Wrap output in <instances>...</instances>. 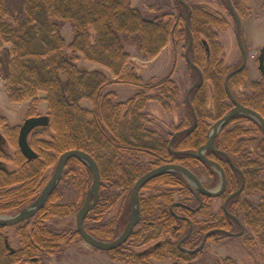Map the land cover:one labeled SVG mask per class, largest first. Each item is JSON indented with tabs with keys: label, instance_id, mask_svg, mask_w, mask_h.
<instances>
[{
	"label": "trees",
	"instance_id": "trees-1",
	"mask_svg": "<svg viewBox=\"0 0 264 264\" xmlns=\"http://www.w3.org/2000/svg\"><path fill=\"white\" fill-rule=\"evenodd\" d=\"M175 1L176 9L180 10L181 7L185 10V16L181 12L180 18L177 17L172 26L170 19L174 16L169 9L158 8L156 10L159 15L149 18L141 9L134 7L131 0H22L18 8L10 4V0H0V68L3 63L1 53L9 46L5 83L8 96L12 102L30 101L31 109L36 108L41 101L47 102L49 117L46 126L34 129L28 137L31 149L37 154L30 158L19 147L21 125H9L6 117L0 114L1 139L14 149L13 154H10L0 146V214H12L31 204L49 181L48 174L52 167H56L60 155L72 149L92 155L99 166L100 198L88 214L85 228L104 241L116 239L119 228L129 218L130 193L136 181L148 169L150 160L161 163L169 159L176 161L199 172H206L209 176L206 185L214 186L218 183L215 172L207 166L205 171L195 157L184 152L195 151L206 141L209 78L213 65L210 63L213 58L211 61L208 58L207 46L216 48L217 61L220 48L211 41L218 39L216 28H221L219 24L224 25L225 20L201 5L190 6L184 0ZM233 1L237 11L240 0ZM228 6L230 9L229 2ZM67 22L73 28V39L69 44L62 32ZM191 36L189 65L200 71L203 82L196 86L189 101H186L187 109L182 114V125L188 131L173 144V149L181 154L172 155L168 151L167 140L159 136L157 131L145 127L146 115L143 109L152 97L162 103L173 99L174 80L167 76L162 80L143 82L127 45L137 44L144 57L154 58L169 43L175 44L181 37L188 39V46ZM81 58L108 68L115 80L109 79L106 73L98 69L80 67L78 61ZM112 83L133 85L139 91L127 103L113 102L111 95L114 93L105 91ZM217 90L216 96L221 98L223 87L219 86ZM84 100L89 101L92 108L82 106ZM31 111L28 117L39 116L31 114ZM47 130L50 132L44 137L43 133ZM230 149L232 152L240 151L239 147L234 148L233 145ZM163 157L166 159L163 160ZM9 164H13L14 169H10ZM243 165L249 169V193L252 189L264 192V179L258 181L261 164L254 161L236 163L241 169ZM227 167L228 188L232 191L239 187L240 176L233 167ZM91 178L89 167L78 158H72L62 180L71 182L76 191L75 196L80 199L82 196L86 198L92 186ZM148 184L181 186L182 203L190 206L196 203L183 177L161 175L147 181L142 188ZM164 196L168 207L171 200L167 195ZM60 199L63 196L57 187L41 210V214L46 215L44 218L64 217L74 210L73 203L62 202ZM240 207L244 210V223L259 234L264 229V204L252 207L244 203ZM116 208V216L106 220ZM145 208L147 206L142 202L144 218ZM179 210L184 216H193L185 209ZM201 212L208 214L206 206ZM212 221L197 222L193 237L184 242L183 247H194L202 234L214 227L209 225ZM181 224L184 235L189 223L184 220ZM236 227L238 225L234 222L230 230L235 231ZM137 230L124 245L111 251L114 259L132 264H149L151 259L158 260L163 256L176 261H191L197 256L198 252H182L169 242L155 248L153 252L137 253L131 245L141 242L145 246L156 238L154 235L149 238L148 230L144 227ZM162 230L170 231L168 227ZM76 233L79 235L78 231ZM22 234L23 243L28 249L23 251L20 260L7 258L3 244L0 246V258L7 256L5 264L19 261L22 264L33 263L31 258L35 253L31 239L44 248L47 254L58 253L61 251L59 244L65 235L45 228L38 229L33 235L28 234L27 230H23ZM262 234L258 239L264 245V231ZM209 238L211 240L214 236L210 235ZM39 264L44 263L39 261Z\"/></svg>",
	"mask_w": 264,
	"mask_h": 264
},
{
	"label": "rangeland",
	"instance_id": "rangeland-1",
	"mask_svg": "<svg viewBox=\"0 0 264 264\" xmlns=\"http://www.w3.org/2000/svg\"><path fill=\"white\" fill-rule=\"evenodd\" d=\"M190 6L201 5L207 11L213 15H219L224 17L225 23H220L221 28H216L220 33V39L224 46V53L226 54V61L228 64H234L237 58L240 56V48L237 41V29L235 19L231 15V10L228 6L227 0H184ZM134 7L143 11L144 15L149 18H153L156 14L159 15L158 8L169 9V12L174 17L170 19L171 25H175V22L180 18V14L185 16V10L176 9L175 0H131ZM232 3L234 1L232 0ZM10 4L18 8L22 4V0H10ZM239 9L242 18V31L241 36L243 42L248 49L251 58L250 72L251 76L261 79V75L258 72L256 56L259 54L260 48L264 44V0H240ZM178 17V18H177ZM184 18L183 16L181 17ZM181 19V20H182ZM223 26H222V25ZM181 25V24H180ZM183 25V24H182ZM179 27V26H178ZM62 32L69 44L73 39V28L69 22H67ZM176 42V41H175ZM188 43L187 38H180L179 41L169 43L158 56L144 57L138 48L137 44L127 45V49L131 53L133 61L136 63L138 73L141 75L143 82H148L152 79L162 80L167 76H171L175 83V94L173 99L166 100L162 103L161 100L150 98L144 106L143 113L146 115L145 127L151 131H158L163 134L171 132L172 129L179 125V121L184 110L187 109V93L193 85L199 83V77L196 70L191 67L185 58L186 46ZM7 46L3 49L1 57L3 60L2 67L0 68V114L5 116L9 125H23L24 121L29 118L30 110L31 114L47 115L48 104L45 101H41L38 106L31 109L30 101L12 102L8 96L6 87V63L9 60ZM78 65L82 68L89 70L98 69L106 73L111 80H115L113 73L102 65H95L85 61L81 58L78 61ZM106 92L114 93L111 95L113 102H128L139 89L133 85L112 83L106 90ZM157 93V92H156ZM154 95V94H152ZM189 96V95H188ZM211 106L213 100L210 98L207 101ZM82 106L85 108H92V104L89 101H82ZM123 113V112H122ZM47 132V133H46ZM43 133L44 137H47L50 130ZM4 149L13 154L14 149L7 143H3ZM264 156V154H262ZM260 159V158H257ZM261 172L258 176V181L261 182L264 179V159H261ZM10 169H14L13 164L8 165ZM55 166L52 167L49 177L54 173ZM202 173V172H200ZM201 175V178L206 182V178ZM92 178L90 180V186L92 184ZM63 181V180H62ZM59 184V190L63 199L59 201H70L73 203L74 210L69 215L64 217H52L49 220L51 229L62 234L65 233L62 241L59 244L61 251L53 253L45 257V264H132L123 260H116L113 258L111 251L99 250L89 245L77 231V213L82 207L85 197L77 198L75 196V189L71 182L64 180ZM90 188V187H89ZM89 190V189H88ZM240 205L244 203L256 207L260 204H264V192L259 189H252L250 193L243 194L239 197ZM222 204L221 199H217L214 202V209H218ZM243 210V208H242ZM117 208L110 212L106 217V220L116 216ZM241 219L242 211L238 209L234 211ZM244 214V213H243ZM129 219V218H128ZM127 219V221H128ZM119 228L118 235L122 233V230L126 227ZM86 224L88 221L86 220ZM16 227L10 228V243L15 248L19 246V239L15 233ZM244 233L237 236H228L223 239L215 241H206L201 247L197 246L201 250V254L197 255L191 261L174 260V259H151L149 264H264V245L258 239L260 233L254 232L249 226L246 225ZM240 229L236 227L235 232H239ZM69 234H71L69 236ZM263 235V234H262ZM141 242L131 245L132 250L139 253L145 250ZM38 264V263H29Z\"/></svg>",
	"mask_w": 264,
	"mask_h": 264
},
{
	"label": "flooded vegetation",
	"instance_id": "flooded-vegetation-1",
	"mask_svg": "<svg viewBox=\"0 0 264 264\" xmlns=\"http://www.w3.org/2000/svg\"><path fill=\"white\" fill-rule=\"evenodd\" d=\"M236 14L240 21V26H241L240 32H241L242 24H243L242 18L238 11H236ZM231 15L233 16V19H235V16L232 13V11H231ZM235 24L238 34V22L236 19H235ZM217 35H218V39L215 41L212 39L211 41L212 43H214V45L217 44V47L220 48V55L217 57V61H215L216 60L215 55L217 52L216 48H211L209 45L207 46L208 58L210 61L213 58V60L210 62L213 63V65H212L211 75L209 78V82H210L209 99L211 98L213 100V103L211 104V106L208 105L209 113H208V128L205 134L206 141L203 144H201L195 151L193 150L186 151L184 152V154L186 153L191 157H195L196 160L201 165H203L205 171H207V167H209L211 171L215 172L216 176L218 177V183L214 186L213 185L208 186L206 185V182L209 176L206 172L200 173L198 170L192 169L176 161L173 162L170 159L166 160L163 163H161L162 161L151 162L150 160L149 163L150 165L148 169L142 175L164 165L179 164L186 166L190 170H192L200 178L204 187L208 189L215 188L221 183L220 172L218 171V169L205 162L198 155V150L202 146L208 143L210 135L213 132L214 125L219 120H221L225 115L231 113L236 108L237 105L249 108L264 118V75L260 70V56L262 53V49L264 48V44L260 48L259 54L255 58L256 61L258 62V66H257L258 72L261 75V79H257L256 77L251 76L249 65L252 56H250V53L243 42L242 36L241 39H242L244 51L240 48L239 45L240 48L239 58H237L236 63L228 64L226 61V56H225L226 54L224 53V46L220 39V33L218 32ZM237 41H238V35H237ZM244 53L246 56V62L243 67ZM216 65L218 67H216ZM238 69L241 70L236 72ZM195 70L198 73V77H199L198 84H200L203 82L201 79L200 71L197 69ZM218 83H220V85H218ZM197 85H194L191 88V91L187 93V101H189L190 95L192 94L193 90L196 88ZM219 86L223 87V96L221 98H218L217 97L218 95L216 94ZM178 121H179V125L176 126V128L172 129L171 132H168L166 135L157 131V134L159 136H162L167 140L168 151L172 155L173 154L177 155L178 153L181 154V152H177L173 149V144L176 139H178L181 135L185 134L188 131V129H184L182 125V116ZM1 138L2 137L0 135V146L3 147V143L5 142ZM231 145H233L234 148L239 147L240 151L232 152V149H230ZM262 148H264V129L261 123L258 121L257 118L253 116L247 114H237L233 116L221 129L218 130V133L215 135L213 140V148H207L204 151V155L206 156V158L217 163L222 168V170L226 175V187L224 189V192L220 196L208 197L203 195L195 186L191 185V183L186 179V177H184V175L174 170H169L167 172L160 173L152 177L151 179H155L161 175H171V174L185 178V180L188 183V187L192 192V196L196 202L195 205L190 206L182 203L183 189L181 186L163 187L158 185L152 186V184H148L144 188H142L143 185L147 182L146 181L140 189L141 219L134 228V231L137 232L139 231L137 230V228L144 227V229L148 230L147 233H149L150 235L148 236L149 238L153 237V235L156 237L146 244L144 250L145 253L153 252L155 248L162 246L166 242H169L175 244L177 248L180 249L182 252H189L190 254H195L198 252L197 255H200L202 249L201 250L198 249L197 246L201 244L200 245L201 247L206 241H215V240L223 239L228 236H235L238 235L240 232H242L243 234L246 224L244 223L243 219H241L238 215L235 214L234 211L241 209L242 217H244L243 216L244 210H242V207H240L241 205H240L239 197H241L243 194L249 193L247 187L248 186L247 176L249 174V169H247V167H244V165H243V169H241L236 166V163L254 161L256 164H260L261 159H264V156L262 155L264 154ZM162 159L164 160L166 159V157L165 158L163 157ZM227 166L233 167L234 171L240 176L239 187L233 189L232 191L228 188V178L226 174V171L228 170ZM203 174H205L204 177L206 178V182H204L201 178V175L203 176ZM151 179H149L148 181H150ZM164 195H167L171 200V203L168 205V207L166 203L167 200L165 199ZM131 196H132V191L130 193V215L132 209ZM217 199H221L222 204L216 210L214 209V202ZM142 202L145 204V206H147V208H145V218L142 212ZM46 203L44 207L46 206ZM29 205H27L26 207H28ZM205 206L208 211L207 215H204L201 212V210ZM43 208L37 211L31 218L25 219L24 221L19 222L17 224L8 225V226L0 225V244H1L0 246H2L3 244L4 246L3 249L6 251L4 253L8 256V257L6 256L7 258H15L16 260H20L23 251H26L28 249L27 246L23 243L24 241V237L22 234L23 230H27L28 234L30 235L36 234L38 232V229L41 228L48 229L52 232L53 229H51L48 223L50 219L44 218V216L46 215L41 214V210ZM180 208L185 209L193 216L191 218L184 216L181 210H179ZM146 209H148V212L146 211ZM19 211L12 214H0V215H5V216L14 215ZM153 212H154V217H152ZM130 215H129V219H130ZM184 220H186L189 223V228L186 234L183 235L181 222ZM208 220H213L212 222L209 223V225L210 227L212 226L214 227L211 230L207 231L206 233L204 232V234H202V237L200 238V241L194 247L191 248L183 247V243L193 237L192 235L197 228L196 227L197 222L199 221L203 222ZM234 222L237 223L238 228L240 229L239 232L230 230V226ZM16 226L17 228L15 230V233L17 235V238L19 239L18 242L19 246L15 248L14 246H11L9 239L10 233L8 230ZM165 227H168L170 231L168 232L162 230V228L164 229ZM210 235L214 236V238L211 240L209 238ZM31 242L34 243V253H35V255L31 258L32 262L39 264V261H42L45 264V257L49 254L46 253V250L44 248L36 244L33 239H31ZM6 257L0 258L1 259L0 264L6 263L5 262L6 261L5 259H7ZM162 259H167V256H163ZM12 264H22V262L19 261Z\"/></svg>",
	"mask_w": 264,
	"mask_h": 264
},
{
	"label": "water",
	"instance_id": "water-1",
	"mask_svg": "<svg viewBox=\"0 0 264 264\" xmlns=\"http://www.w3.org/2000/svg\"><path fill=\"white\" fill-rule=\"evenodd\" d=\"M229 1V5L231 8L232 13L235 16V19L238 22V41L240 48L244 51L243 48V43L241 39V26H240V21L237 17L236 11L231 3V0ZM192 44V36L190 39V42L188 44V47L186 49V58L188 62H190L189 59V50ZM246 62V56L244 53V64ZM242 67V68H243ZM241 69H238L236 72H238ZM260 70L262 71L264 75V48L262 49V53L260 56ZM237 114H247L250 116H253L258 119V121L261 123L263 129H264V118L260 116L258 113L255 111L237 105L236 108L229 114L225 115L221 120H219L213 127V132L210 135L209 141L206 145L202 146L198 150V155L200 158H202L205 162L208 164L212 165L218 171L220 172L221 175V183L215 188L208 189L204 187L202 181L200 178L188 167L179 165V164H170V165H164L159 168L153 169L146 174L142 175L138 181L135 183L133 189H132V196H131V203H132V209H131V215L130 219L123 230V232L113 241H104L101 240L92 234H90L86 228H85V220L87 215L94 209L96 206L99 197H100V182H101V175H100V169L99 166L96 162V160L92 157V155L88 154L85 151L79 150V149H72L68 150L64 153H62L57 161L55 171L49 180V182L46 184L44 187L43 191L39 195V197L28 207L24 208L23 210L19 211L18 213L14 215H0V225L2 226H8V225H14L19 222L24 221L25 219L31 218L37 211H39L41 208L44 207L45 203L47 202L48 198L51 196V194L55 191L57 186L60 184L64 170L66 169L69 161L72 158H78L79 160L83 161L90 169L91 174H92V186L91 189L89 190L87 197L80 208V210L77 213V231L79 235L91 246L103 250V251H112L122 245H124L130 238L131 234L134 231V228L136 225L139 223L141 219V207H140V189L142 185L151 179L152 177L163 173L167 172L169 170H174L177 172H180L186 179L191 183V185L195 186L203 195L208 196V197H217L220 196L226 187V175L222 168L215 162L209 160L206 158L204 155V151L207 148H213V140L215 135L218 133V130L221 129L233 116ZM49 122V117L47 115H42V116H37V117H30L27 118L23 125L21 126L20 129V134H19V147L23 154L26 157H36L37 154L31 149L28 141V137L30 133L42 126H46ZM240 232L239 234H241Z\"/></svg>",
	"mask_w": 264,
	"mask_h": 264
}]
</instances>
